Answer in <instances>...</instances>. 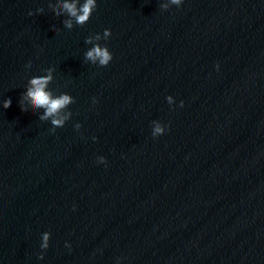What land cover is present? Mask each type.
Returning a JSON list of instances; mask_svg holds the SVG:
<instances>
[{"label": "clouds", "instance_id": "obj_1", "mask_svg": "<svg viewBox=\"0 0 264 264\" xmlns=\"http://www.w3.org/2000/svg\"><path fill=\"white\" fill-rule=\"evenodd\" d=\"M59 4V9H57L55 6H53V11L56 16H60L62 12H66L68 16L75 19V22L78 25L83 26L86 24L93 11L97 8V0H84L82 4H79V0H57ZM183 0H170V3L173 5H181ZM79 4V6H78ZM51 6V5H50ZM161 8L167 9V5H161ZM37 11L42 12L43 9H38ZM29 16L33 15V13L30 11L28 13ZM65 27L68 29L72 28V20H65L64 21ZM111 36V30L105 29L103 32L104 39H108ZM97 40L101 39L100 34H96L95 37ZM85 43H92V38L88 37L85 41ZM113 59L112 53L109 51L107 46H101L100 44L94 45L90 50L86 52V60L91 61L93 64H97L101 67H106L110 61ZM26 67H31V64L29 63ZM217 69L219 68V65L216 66ZM52 69L48 70V75L44 76H36L32 77L29 80V87L27 88V91L25 93L24 98L29 100L31 102L32 107L35 108H43L45 109L44 115L40 117L41 120H47L51 118V124L53 125L52 131H54L56 128L63 127L65 124V120L68 119V116L61 115L62 110L68 106L70 103L73 102V99L70 95L67 94H61L59 96H53L50 91L47 90L48 84L52 80L51 75ZM168 103L171 105L173 97L168 96L166 97ZM94 102L95 99H94ZM11 99H6L3 101V108L8 109L11 106ZM184 106V102L180 101V107ZM22 111H26V109L22 106ZM70 115V114H69ZM154 128L152 131L153 137H158L162 134H164L166 128L164 125H162L158 121H153ZM77 129L81 127L80 124H77L75 126ZM93 139H96L93 137ZM99 163H106V160L104 157L98 158ZM47 235H45V242H47ZM47 247V243L44 245Z\"/></svg>", "mask_w": 264, "mask_h": 264}]
</instances>
